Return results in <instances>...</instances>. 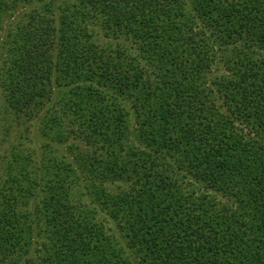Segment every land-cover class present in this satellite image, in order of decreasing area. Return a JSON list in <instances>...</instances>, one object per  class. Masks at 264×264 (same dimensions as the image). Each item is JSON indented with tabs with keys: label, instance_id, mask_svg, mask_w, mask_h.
<instances>
[{
	"label": "trees",
	"instance_id": "obj_1",
	"mask_svg": "<svg viewBox=\"0 0 264 264\" xmlns=\"http://www.w3.org/2000/svg\"><path fill=\"white\" fill-rule=\"evenodd\" d=\"M0 92L69 155L2 170L0 264H264V0H0Z\"/></svg>",
	"mask_w": 264,
	"mask_h": 264
},
{
	"label": "rangeland",
	"instance_id": "obj_2",
	"mask_svg": "<svg viewBox=\"0 0 264 264\" xmlns=\"http://www.w3.org/2000/svg\"><path fill=\"white\" fill-rule=\"evenodd\" d=\"M6 28V27H5ZM95 39L102 45L110 43L103 38L102 34H98V30H95ZM112 44V43H111ZM107 46V45H106ZM31 126L24 123L23 119L15 120L6 110L5 102L2 93L0 92V182H3L2 175L7 164L13 162L14 154L21 152L24 154L27 150H33L35 158L34 161L42 159L43 161H69V155L66 151V147H58L54 142L50 143L49 147L46 145L47 139L38 140L37 147L34 148L33 142L30 141ZM66 131L65 136H68V145L78 144L80 148H83V142L80 137L82 135L81 130L71 124H67L64 127ZM81 133V134H80ZM48 139H51L49 137ZM34 148V149H33ZM75 154V153H74ZM3 170V171H2ZM0 183V184H1ZM109 226V225H107Z\"/></svg>",
	"mask_w": 264,
	"mask_h": 264
}]
</instances>
